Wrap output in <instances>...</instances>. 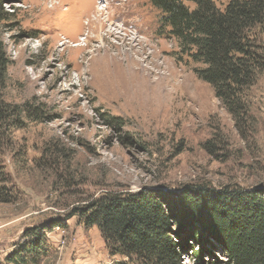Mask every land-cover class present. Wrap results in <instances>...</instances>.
Returning <instances> with one entry per match:
<instances>
[{
	"label": "rangeland",
	"instance_id": "1",
	"mask_svg": "<svg viewBox=\"0 0 264 264\" xmlns=\"http://www.w3.org/2000/svg\"><path fill=\"white\" fill-rule=\"evenodd\" d=\"M158 16L148 0H0V260L35 228L39 264H121L76 209L107 194L264 188V74L239 132ZM122 54L143 70L111 60ZM201 257L226 263L213 242Z\"/></svg>",
	"mask_w": 264,
	"mask_h": 264
},
{
	"label": "trees",
	"instance_id": "2",
	"mask_svg": "<svg viewBox=\"0 0 264 264\" xmlns=\"http://www.w3.org/2000/svg\"><path fill=\"white\" fill-rule=\"evenodd\" d=\"M148 1L159 13L157 34L177 44L176 61L194 65L193 74L242 131L247 94L264 74V0H226L222 9L213 0ZM204 147L212 150L213 139ZM73 217L85 229L96 227L107 253L125 259L121 264H182L188 250L194 264H204L201 251L212 242L225 264H264V188L107 194ZM44 244L38 229H27L0 264H39Z\"/></svg>",
	"mask_w": 264,
	"mask_h": 264
},
{
	"label": "bare ground",
	"instance_id": "3",
	"mask_svg": "<svg viewBox=\"0 0 264 264\" xmlns=\"http://www.w3.org/2000/svg\"><path fill=\"white\" fill-rule=\"evenodd\" d=\"M100 7H101V8H100ZM100 7L97 8V14H98L99 17H101V16L103 15L104 8H105L104 6H101V5H100ZM100 12H102V15H99ZM99 17H95V18H96L95 21H96V20L99 21ZM107 18H110V17H107ZM105 19H106V18H105ZM96 24H97V26H96L97 29H99V30L101 29V30H102V28H103L102 24H101L100 22H97ZM91 29H92V28H91ZM133 37H134V36H133ZM107 58H108V57H107ZM107 58H106V59H107ZM112 59H116L118 62H121V63L132 64V65H134V66L137 67L136 70H143V69L139 68V66H138L139 63L135 62V61H134L135 59L133 60L132 58L127 57L126 55H123V54H122L121 56H120V55H115L114 57L111 58V60H112ZM109 62H110V61H109ZM112 63H113V62H112ZM140 67H141V66H140ZM132 69H133V68H132ZM133 72H135V69L133 70Z\"/></svg>",
	"mask_w": 264,
	"mask_h": 264
}]
</instances>
